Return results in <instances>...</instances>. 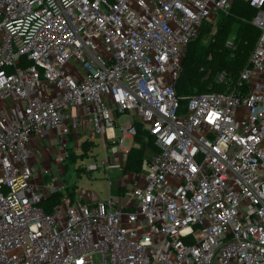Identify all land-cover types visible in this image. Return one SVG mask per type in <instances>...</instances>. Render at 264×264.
Instances as JSON below:
<instances>
[{"label":"built area","instance_id":"built-area-1","mask_svg":"<svg viewBox=\"0 0 264 264\" xmlns=\"http://www.w3.org/2000/svg\"><path fill=\"white\" fill-rule=\"evenodd\" d=\"M233 1L0 0V264H264V0H246L259 37L236 81L218 72L184 112L174 89ZM138 125L144 169L70 195L68 143L99 137L86 169L122 172ZM50 131L57 173L31 162Z\"/></svg>","mask_w":264,"mask_h":264},{"label":"trees","instance_id":"trees-1","mask_svg":"<svg viewBox=\"0 0 264 264\" xmlns=\"http://www.w3.org/2000/svg\"><path fill=\"white\" fill-rule=\"evenodd\" d=\"M255 12V8L248 1L234 0L229 11L218 13L214 20L202 21L197 36L190 40L186 47L183 68L181 66L174 83L175 92L180 99V112L185 111L187 100L192 94L224 90V86L216 81L218 72L224 70L231 81L237 80L240 71L249 64V55L259 37V29L252 23ZM212 21H216L215 32L204 45L201 43V37L206 34ZM229 39L232 40L231 44H228ZM136 136L146 142V147L152 143L154 150L152 152L157 151L153 138L140 126ZM90 144L89 140L81 142L85 155ZM134 150L132 145L123 171L144 169L143 156L147 150ZM73 188L74 186L72 190H68L70 195L74 194ZM60 195L61 193L51 194L45 200L48 203V211L45 209L44 211L50 212L54 204L59 202Z\"/></svg>","mask_w":264,"mask_h":264},{"label":"rangeland","instance_id":"rangeland-1","mask_svg":"<svg viewBox=\"0 0 264 264\" xmlns=\"http://www.w3.org/2000/svg\"><path fill=\"white\" fill-rule=\"evenodd\" d=\"M229 10L230 8L228 11ZM212 22L213 23L208 26L206 34L204 33V35L201 37V43L204 45L210 39V36L215 32L216 21ZM228 41V44H230L232 40L229 39ZM181 66L183 68V61ZM121 118L123 120L126 118V116H121ZM84 138L85 137L81 138L80 143L76 148H74V146L72 147L71 142L68 143L69 154H67L65 160L62 163L64 174L61 176V179L66 183L68 190H72L73 185L76 193L81 190L90 194L91 196H97L101 199H104L108 195V180L118 181L123 177L126 178V173L129 172V170L119 172L116 170L105 171L103 168H98L88 171L86 169V165L90 162L98 161L103 156L102 140L99 137H95L94 140H91L90 147L87 150V155H85L81 145L82 139ZM129 143L130 141L128 139L124 141L126 146H128ZM145 143L146 142H144L141 138H137L136 136V141L132 144L136 151L147 150L143 156L144 158L149 156V154L154 151L152 143L147 146L148 149ZM52 170L53 172L57 173V168L55 166H52ZM112 193H115V191H112ZM46 202L47 201L43 202L42 206L46 211H48V203Z\"/></svg>","mask_w":264,"mask_h":264},{"label":"crops","instance_id":"crops-1","mask_svg":"<svg viewBox=\"0 0 264 264\" xmlns=\"http://www.w3.org/2000/svg\"><path fill=\"white\" fill-rule=\"evenodd\" d=\"M53 135L54 132L50 131L45 139L33 138L31 140V148L33 150L31 162L38 171L44 168H50L52 170V166H55L57 171L59 170V162L57 159L61 156L62 151L59 145L54 143ZM83 140L87 139H82V141Z\"/></svg>","mask_w":264,"mask_h":264}]
</instances>
